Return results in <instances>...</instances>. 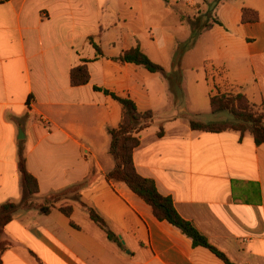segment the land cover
<instances>
[{"label": "crops", "instance_id": "0c3cea01", "mask_svg": "<svg viewBox=\"0 0 264 264\" xmlns=\"http://www.w3.org/2000/svg\"><path fill=\"white\" fill-rule=\"evenodd\" d=\"M195 17L212 24L197 37L209 34L216 43L209 61L220 74L217 94H243L264 113V0L0 3V206L25 198L20 150L40 188L28 206L63 196L48 215L31 206L16 212L4 230L2 264H225L159 221L125 183L107 179L115 168L109 129L119 125L121 107L96 88L154 114L134 152L139 175L233 264H264V143L250 134L193 131L164 75L117 60L136 47L150 59L173 55L168 45L193 40L187 19ZM83 65L90 82L74 87L71 72ZM62 208H72L71 216Z\"/></svg>", "mask_w": 264, "mask_h": 264}, {"label": "trees", "instance_id": "16d2710c", "mask_svg": "<svg viewBox=\"0 0 264 264\" xmlns=\"http://www.w3.org/2000/svg\"><path fill=\"white\" fill-rule=\"evenodd\" d=\"M10 0H0L5 3ZM222 0H215V4ZM244 21L246 14L250 10L244 9ZM193 29V39L200 32L212 28V24H202L201 18L187 19ZM214 24H220L214 21ZM91 44L97 51V59L102 57L100 47L90 40ZM122 63L134 64L142 67L152 74H162L168 79L171 88L170 75L160 65L155 64L140 47H136L124 52L118 59ZM90 74L86 65L79 66L71 72V83L74 87H81L89 84ZM111 97L121 107V121L115 128L109 129L111 136V145L109 154L115 161V168L108 174L107 179L113 183H125L137 196L144 200L153 210L155 217L159 221H167L171 225L178 228L184 235L189 237L195 247H203L210 250L225 264H233L221 251L212 246L206 237H204L190 222L183 219L177 212L173 199L161 195L153 180L145 179L139 175L134 164V152L141 143V133L154 125V114L152 112H139L136 103L128 97H119L102 88L95 89ZM178 90V89H177ZM211 112L216 117L228 115L230 120L201 122L190 121V127L193 131H201L206 133H223L236 132L241 137L250 134L257 146L264 143V113L255 109L249 100L243 94H217L210 97ZM164 135L161 128L159 136ZM19 172L21 174L22 185L25 192V198L21 204L5 203L0 206V264H2V256L9 246L6 245L2 238L5 227L14 219L16 212L20 208L32 207L39 210L41 214L48 215L52 209L57 208L60 197L47 199L43 205L30 206L32 199L36 198L40 193L37 179L29 173L27 168V160L23 151L19 152ZM61 211L70 217L72 208H62ZM90 218L103 231L106 232L109 240L117 243V237L109 230L103 218L93 209L88 208Z\"/></svg>", "mask_w": 264, "mask_h": 264}, {"label": "rangeland", "instance_id": "374dc122", "mask_svg": "<svg viewBox=\"0 0 264 264\" xmlns=\"http://www.w3.org/2000/svg\"><path fill=\"white\" fill-rule=\"evenodd\" d=\"M179 38H185L190 28L185 26ZM216 43L212 40L209 34L201 37H196L193 40L182 41L168 45L170 51L174 54L151 55V60L165 68L170 66L172 69L170 75L175 96L174 101H177V110L180 113L187 114L194 121L213 122L230 120L228 115L215 117L211 112L209 99H206L205 92L209 94H217V86L214 81L220 76L218 67L209 61V58L217 56ZM171 59L175 71L172 68ZM168 80V79H167ZM209 80V81H208ZM205 81V83H204ZM207 81L209 83H207ZM173 96V97H174ZM62 199L63 196H57ZM54 198V197H53Z\"/></svg>", "mask_w": 264, "mask_h": 264}]
</instances>
